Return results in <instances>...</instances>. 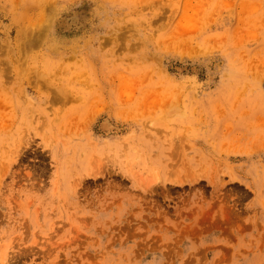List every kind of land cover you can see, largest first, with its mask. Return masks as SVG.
<instances>
[{
	"label": "rangeland",
	"instance_id": "rangeland-1",
	"mask_svg": "<svg viewBox=\"0 0 264 264\" xmlns=\"http://www.w3.org/2000/svg\"><path fill=\"white\" fill-rule=\"evenodd\" d=\"M0 264H264V0H0Z\"/></svg>",
	"mask_w": 264,
	"mask_h": 264
},
{
	"label": "bare ground",
	"instance_id": "bare-ground-1",
	"mask_svg": "<svg viewBox=\"0 0 264 264\" xmlns=\"http://www.w3.org/2000/svg\"><path fill=\"white\" fill-rule=\"evenodd\" d=\"M49 12H50V11H49ZM47 14H48V13H47ZM49 15H50V14H49ZM51 17H52V16H51ZM53 17H54V16H53ZM73 18H74V17H73ZM49 19H50V18H49ZM51 19H52V18H51ZM74 20H75V19H74ZM50 21H51V20H50ZM64 21H65V20H64ZM70 21H71V20H70ZM43 23H44V22H43ZM80 24H81V23H80ZM61 26H62V25H61ZM75 26H76V25H75ZM75 26H74V27H75ZM82 26H83V25H82ZM42 27H44V26H42ZM37 28H39V27H37ZM45 29H46V28H45ZM45 29H44V31H45ZM38 30H39V29H38ZM41 30H43V29H41ZM37 32H38V31H37ZM41 33H42V34H39V35H43V32H41ZM44 36H45V35H44ZM39 37H41V36H39ZM37 41H38V40H37ZM39 41H40V39H39ZM39 41H38V42H39ZM108 121H109V120H107V122H108ZM103 123H104V124H103ZM103 123H102V125H104V126H106V127L108 126V123H105V121H103ZM109 124H110V123H109ZM104 126H103V127H104ZM107 128H108V127H107ZM110 128H111V126H110ZM104 129H106V128H104Z\"/></svg>",
	"mask_w": 264,
	"mask_h": 264
}]
</instances>
